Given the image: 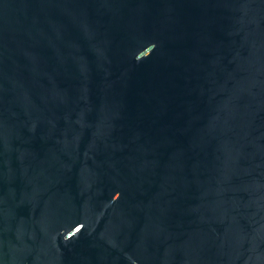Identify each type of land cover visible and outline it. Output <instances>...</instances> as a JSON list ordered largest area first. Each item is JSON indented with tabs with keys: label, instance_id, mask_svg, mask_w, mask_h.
Returning a JSON list of instances; mask_svg holds the SVG:
<instances>
[{
	"label": "water",
	"instance_id": "water-1",
	"mask_svg": "<svg viewBox=\"0 0 264 264\" xmlns=\"http://www.w3.org/2000/svg\"><path fill=\"white\" fill-rule=\"evenodd\" d=\"M0 264H264V0H0Z\"/></svg>",
	"mask_w": 264,
	"mask_h": 264
}]
</instances>
